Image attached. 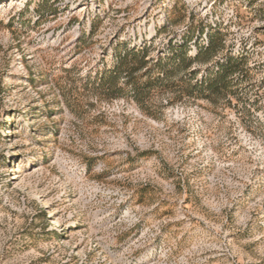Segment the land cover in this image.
I'll use <instances>...</instances> for the list:
<instances>
[{
	"label": "rangeland",
	"instance_id": "obj_1",
	"mask_svg": "<svg viewBox=\"0 0 264 264\" xmlns=\"http://www.w3.org/2000/svg\"><path fill=\"white\" fill-rule=\"evenodd\" d=\"M0 264H264V0H0Z\"/></svg>",
	"mask_w": 264,
	"mask_h": 264
},
{
	"label": "trees",
	"instance_id": "obj_2",
	"mask_svg": "<svg viewBox=\"0 0 264 264\" xmlns=\"http://www.w3.org/2000/svg\"><path fill=\"white\" fill-rule=\"evenodd\" d=\"M231 61V60H230Z\"/></svg>",
	"mask_w": 264,
	"mask_h": 264
}]
</instances>
